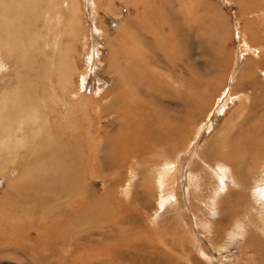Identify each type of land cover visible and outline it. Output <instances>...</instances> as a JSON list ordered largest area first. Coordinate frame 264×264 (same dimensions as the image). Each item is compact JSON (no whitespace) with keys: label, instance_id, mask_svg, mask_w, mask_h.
Returning a JSON list of instances; mask_svg holds the SVG:
<instances>
[{"label":"rangeland","instance_id":"1","mask_svg":"<svg viewBox=\"0 0 264 264\" xmlns=\"http://www.w3.org/2000/svg\"><path fill=\"white\" fill-rule=\"evenodd\" d=\"M9 1L0 0L1 10L5 11L2 2ZM35 1L31 20L39 25V34L41 8L40 0ZM85 1L82 0V7H78V11L81 8L85 12L79 18L85 23L83 31L86 29L84 41L78 44L82 48L80 52L84 48L91 54L92 45L98 42L100 53L104 54H100L101 57H108L105 44L113 34L104 30V12L112 14L120 10L118 7L124 0L119 5L116 0H90L88 5ZM143 1L147 6L148 1ZM164 5L171 12H181L186 21L176 25L172 13L166 10L167 15H160ZM150 11L163 21L144 18L138 29L127 26L128 32L139 36L142 45L136 47L135 52L120 47L118 53L124 61L134 55L137 57L134 64L141 71L138 74L142 79L140 86L149 88L145 96L152 110L157 112L155 116L146 122L140 121L134 116L135 112L143 111L140 106L131 105L130 100L122 108L112 105V98L102 101L97 91L101 84L98 80H95L97 84L87 81L97 94H92L91 98H97L100 104L108 103L110 112L115 115L92 121L98 128L91 136H103V129L110 131L113 139L125 144L123 153L127 148L140 146L142 154L135 159L137 163H133L132 172L125 165L122 175L114 177L109 172L113 178L87 185L89 195H84V203L91 206L89 214L85 211V217L78 219V229L67 227L61 242L57 241V227L44 226L48 222L38 217L49 209L50 203L49 194L41 196V185L45 189V184L42 180L38 188V179L41 176L53 184L56 175V170L55 173L42 170L38 162V138L34 142L38 121L37 125H32L33 132L26 134L25 129L23 133L14 134V127L0 120L7 131L0 143V167L7 165L5 176L0 171V210H6L2 215L6 220L0 218V264H210L205 259L212 264H264V157H259L254 167L247 170L239 162L223 161L220 152L210 144L215 142L237 148L246 143L259 148L264 145V0H153ZM124 17H113L115 34ZM29 24L32 23L27 15L24 30L32 29ZM63 25L66 24L61 25L62 31L66 28H62ZM53 26L50 22L44 31L48 35L44 39L49 42L48 56L56 40L53 33L64 37L59 28ZM177 29L185 41L180 47L175 34ZM24 30L20 33L25 35L17 38L12 37V27L4 30L17 42L13 50H23L21 41L28 34ZM92 31L98 32L93 39ZM28 37L32 39L34 33ZM198 44L207 48L198 51ZM39 46H32L35 53L28 52L25 63L14 55L13 64L8 62V66L11 74L17 72V77L5 80V84L0 81L2 89L7 84V87L19 88V84L25 86V82H29L30 87L26 86L22 92L28 93V104L36 112L40 108L38 96L43 89L36 68L42 59ZM31 61L35 62V70ZM102 63L104 68L97 77L109 69L110 62L102 59ZM129 65L124 62L122 69H128ZM174 65L177 67H173L174 72L169 75L168 69ZM53 66L52 63L47 71L50 93L51 89L56 90L51 83L56 77ZM113 83V78H107L101 94ZM139 89L142 92V87ZM130 98L144 99L138 93ZM22 134L27 139L19 137L17 146L15 139ZM131 140L134 144H130ZM163 160L174 164L165 175L159 171ZM128 161L131 166L132 159ZM91 166L102 175L108 171H100L97 163ZM16 171L18 173L10 177V173ZM90 172L77 169L73 177L87 179ZM18 175L28 178L29 183L21 190H13L9 181L20 180ZM127 191L130 195L124 197ZM94 194L106 200L91 205L96 198ZM106 215L107 222H104L101 218ZM16 219L20 220V234L10 233ZM79 230L85 233L72 236V231L78 233ZM18 235L26 241L20 242ZM9 242V246L18 245L23 251L11 250ZM34 250L37 257L32 260L29 253L33 254Z\"/></svg>","mask_w":264,"mask_h":264},{"label":"bare ground","instance_id":"2","mask_svg":"<svg viewBox=\"0 0 264 264\" xmlns=\"http://www.w3.org/2000/svg\"><path fill=\"white\" fill-rule=\"evenodd\" d=\"M89 1L90 0L85 1L87 5L89 4ZM121 1L122 0H116L115 3L119 5ZM147 1L148 2L146 6L143 0H124L118 7L120 10L113 11L112 14L110 11L104 12V21L106 27L104 30H106L107 33L112 32L113 34V37L106 40L107 44H105L107 47L106 53L108 54V57L107 55L105 57H101V55L104 54L100 53L101 50L98 42L96 43V45H92L91 54H89L88 52L90 50L86 51L84 48L83 52H80L82 48H79L80 45L78 44L81 41H84V31L86 30L85 29L83 31L85 24L83 18H79V15L82 13L84 14L85 12H82L81 8L78 11V7H82V0H40L39 2L41 9H39L41 10L40 13L42 21L40 23L39 34L37 29L39 25H34L31 20V13L34 10L33 5L37 3L35 0H10L5 4L4 2H2L3 9L5 11L1 10L0 6L1 84L2 82L5 84L8 79L14 78V76H16L17 72L15 71L14 74H11V70L8 66L10 63L13 64V56L15 55V58L25 63L27 53H35L32 46L35 45L36 47H38V45L40 44L39 52L42 56V59H40L38 66L35 65L34 61H31L33 63V65H31L33 66V69L35 70V66L36 68H38V81L39 79H42L43 81L41 96L39 97L37 95L39 100L38 103L41 104H39L40 108L38 107L37 112L36 109L34 110L33 108H31L32 106L28 104V93L22 92L23 90H25L26 86L30 87L29 82H25V86H23V84H19V88L18 86L16 88H11V86L7 87V84L4 89L0 87L2 90L0 92V120L7 126L14 127V134H17L19 132L23 133L25 129H27V131L25 130L26 134L28 132H33L34 130L32 129V125H37L36 123L38 121V129L34 138V142L38 138V162L42 170H49L52 173H55L56 170V175L53 178V184L48 183L46 178H42L41 176L38 179V188L40 187L42 180H44L45 184V189H43L41 185V196H43L44 193H47L50 196V203L48 206L49 209L47 211H43L41 214H38V217L45 223L48 222V225L44 224V226H52L53 228L57 227V233L59 234V237L57 238L58 242H61V240L64 239L62 236L65 234L67 227H74L78 229L80 227L76 226L78 219L85 217V211H87L89 214V209L91 208V206L88 207L84 203V195H89L87 185L90 184V182L100 184L101 179L107 180L113 178V175L114 177L122 175L123 172H125V170H123L125 168V165L128 171H130L131 169L132 172L134 170L133 163H137L135 159H137L139 155L142 154V147L140 146H136L133 148L131 147V149L127 148L123 153L125 144L121 141L113 139L110 131H105L103 129L104 135L101 137H99V135L98 140V137L91 136L92 132H95L96 134L98 128L92 121H96V119L100 121L106 116L114 117L115 115L114 113L110 112L111 107L108 106V103L100 104L97 98H91V95L96 94V91L94 87H89L87 85V81L89 80L93 84H97L95 80H98L99 84L101 85H98L97 91L101 95L102 101L112 98V105H116L122 108V105L130 100L131 105L140 106L143 111L141 113H134V116L140 121L146 122L151 116H155L157 112H154L152 110V107L150 106V103L145 96L148 94L149 88L145 85L140 86V82L142 81V79L140 80L138 74L141 71L137 69L138 65L134 64V62L137 61V57L134 55L131 56L129 60L124 61L125 58L122 57L121 59L118 53L120 47H124L130 52H135L136 47L142 45L139 36L135 33L128 32L127 26L138 29L139 26L143 23L144 18L146 21H149L151 19L152 21L157 22L163 21L162 17L152 14V12L150 11V5L153 0ZM174 8L172 10H174ZM148 10L150 11V13ZM163 10L161 11L162 13L160 15L166 14L165 10L169 14L172 13L173 16H170H172V19H174V23L176 25L182 24L186 21L181 16L180 10L178 11L180 13H175L173 11L171 12V10L167 9L165 5L163 7ZM121 12L123 14H121ZM140 13H143L144 15H140ZM153 13H155V9L153 10ZM27 15H29L30 21L32 23L29 25H32L33 27L32 29H25L28 34L27 36H24L23 40L21 41L23 50H13L12 48L17 42H15L14 39L11 38L9 32H5L4 30H8L12 27L13 38L25 35V33H20V31L24 30L25 28L24 20H26ZM123 15H125V17L124 19H122V25L119 27L120 29L115 34L114 30L116 29V27H114V25L116 21L113 17L119 19ZM188 16H190V14ZM186 19L187 21H189L188 17ZM50 22L54 25V29L59 28V32H62L64 37L68 36L69 39L68 37L60 38L56 36L57 32L53 33L56 40L53 41L54 44L51 49V53L48 56L46 55V49L49 42L44 41V39L46 40L48 38V35L44 33V31L46 28L48 29V27L50 26ZM64 23L66 25H63L62 28H65V26L66 28L62 31L60 27ZM162 25L165 26L164 23H162ZM96 26L97 31L98 29L100 30L97 22ZM177 30L178 31H175V34L177 37V44L179 46L184 44L185 41L184 38L179 35V29ZM247 30H249V28H245V31ZM41 32H43L44 35ZM33 33L34 37H32V39H29L28 36ZM97 33L98 32L95 33L94 31H92V39ZM100 37L101 35L98 38ZM195 37L197 38L198 35L195 34ZM113 38L114 40L112 41ZM41 40H43V43H39L41 42ZM26 43H28V45H25ZM206 48L207 46L199 45L198 51L205 50ZM56 51H59V53ZM102 59H104V61L106 62H110L109 69L105 71L106 74L103 73L99 77H97V74L99 75L101 70L104 68ZM35 61H37V59H35ZM124 62L130 63V65L127 67L128 69L126 70L122 69ZM52 63L54 64L53 67L56 77L54 76L51 83L56 86V90L55 88L51 89L50 93L48 85L49 82L47 81L49 80L48 74L50 73L47 71L51 67ZM12 66L14 67V65ZM173 67L177 66L174 65L169 67V75L173 74ZM105 75H107V77H105ZM107 78H113V86L108 91H105V93L101 94V92L103 91L102 87H104V81ZM61 82H63L62 85ZM115 84H119V86L115 87ZM140 87H142V92L139 89ZM127 91H129V93H127ZM84 93H88L90 94V96H84ZM135 93L142 95L144 99L140 101L138 99L130 98L133 97ZM35 98L37 99V97ZM243 98L244 97H242V99ZM76 116H79L80 118H76ZM227 131L228 127L225 131L224 136L227 134ZM0 132L2 134L0 143H2L3 137H5L7 134V131L4 129L3 124H0ZM82 132L84 134H82ZM224 136L219 138H223ZM19 137H22L23 140L27 139L24 134L17 136L15 139V141L17 140V146L18 143H20ZM21 142L24 143V141ZM131 143L134 144V140H131L130 144ZM52 144H56V146L53 147ZM210 144L214 146L215 150L217 149L220 152L221 159L223 161L228 163L239 162L242 164V167L247 170H251L252 167H254L259 157H264V145L259 148L255 144L246 143L244 147L240 146L237 148L230 145L216 144L215 142H212ZM129 159H132L131 166H129ZM160 159H163L162 155ZM92 163L100 164V171H103L104 169L108 171L102 175L97 171V168L95 169L91 166ZM146 163L147 162L145 161V164ZM88 164L90 165V168L87 167ZM172 164V161L163 160L159 168L160 173L162 175L167 174L170 170L169 167H171ZM57 166H60L62 168H57ZM6 169L7 165H3L0 167V171L3 173V176H5L7 173ZM77 169L90 170L91 172L89 173V178L77 180L75 177H73ZM109 172H112L113 175L110 176ZM17 173V171L15 173H10V177L13 178ZM18 176L20 180L9 181L10 188H13V190H16V188H19V190H21L24 188L25 184L29 183L28 178H25L21 175ZM240 176V171H237V177ZM21 194L22 193H19V195ZM129 195L130 191L124 193V197H129ZM93 196L96 197L95 194ZM104 200L106 199H99L96 197L92 200L91 205L95 202L96 205H98L99 202H102ZM30 202H32L31 198ZM73 202H75V205H73ZM34 211L35 210H32V212ZM5 212L6 210H0V218L2 215L4 216L6 214ZM107 218L108 216L106 215L101 219L104 222H107ZM3 220H6V216L3 217ZM115 220L118 219L115 218ZM19 223L20 220L16 219L14 226L10 230V233L16 234L17 232L18 234H20ZM79 231L78 233L76 231H72V236L75 234L85 233ZM18 236L20 237V242L26 241L25 238L24 240H22L21 236ZM9 244L10 242L8 243V246ZM9 247L11 248V250L15 249L16 251V249H20L21 251H23L18 245H11ZM29 254L32 255V260L36 259L37 255L35 253V250L33 254ZM205 261L212 264L208 259H205Z\"/></svg>","mask_w":264,"mask_h":264}]
</instances>
